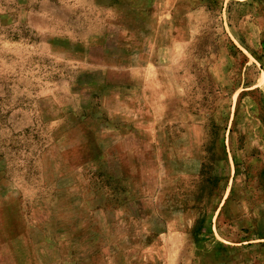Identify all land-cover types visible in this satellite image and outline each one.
I'll list each match as a JSON object with an SVG mask.
<instances>
[{
  "label": "rangeland",
  "instance_id": "1",
  "mask_svg": "<svg viewBox=\"0 0 264 264\" xmlns=\"http://www.w3.org/2000/svg\"><path fill=\"white\" fill-rule=\"evenodd\" d=\"M0 264H264V0H0Z\"/></svg>",
  "mask_w": 264,
  "mask_h": 264
}]
</instances>
